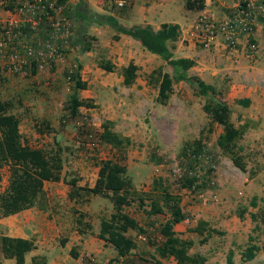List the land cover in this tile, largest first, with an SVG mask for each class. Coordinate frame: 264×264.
Instances as JSON below:
<instances>
[{
	"label": "rangeland",
	"instance_id": "obj_1",
	"mask_svg": "<svg viewBox=\"0 0 264 264\" xmlns=\"http://www.w3.org/2000/svg\"><path fill=\"white\" fill-rule=\"evenodd\" d=\"M98 1V4L108 2L110 8L121 9L116 6V0ZM183 1L185 2V0ZM14 6L12 4L10 8L12 9ZM88 11L93 13L89 9ZM0 12H2L1 8ZM62 15L71 21L73 35L78 26L77 23L74 22L73 16L69 12L64 10ZM93 27L98 29L97 36L99 38L97 39L88 27L84 29L86 36L91 37V39L87 38L90 45L88 54L90 57L88 63L90 64L87 72L90 78L84 81L87 84L86 91L82 94L83 97L79 95L89 101L92 105L90 108L93 110L84 111V107L80 108L72 118L68 116V113H59L55 117V120L58 121L57 125L53 127H50L49 123L47 126L40 125L43 132L39 138H23L22 140L32 147L44 149H49L51 146L57 147L62 158L61 179L64 182H69L72 179L76 180L77 186L89 187L94 184L97 172L96 163L98 161L120 158L122 164L125 165L126 175L130 179L134 191L144 198V204L148 202L147 196H151L153 180L158 179L169 193L180 197V208L188 222L202 220L201 218L208 213L207 216L211 219H207L208 222H205L217 231L219 229L213 220L214 215L209 212H213L219 206L217 205L219 202L225 200L226 205L230 202L233 207L240 204L239 208L244 211L247 208L252 209V206L249 205V199L242 192L245 188L243 186V176L229 171L223 162L225 156L216 151L213 139L219 126L213 124L211 126L212 131L207 132L209 120L201 110V106L208 98L194 95V91L188 82H173L172 92L166 104H157L155 102L156 85L146 84V87V85L141 84L144 81L147 82L149 78L154 82L157 74L153 71L160 70L171 75V69L159 57L155 55L148 56L144 53L138 54L140 65L134 80V84H138V93L134 94L130 89H124L123 87H120V91H118V85L114 84V77L115 75L118 76V70L115 71L116 73L112 72L111 75H107L106 72L97 67L100 60H105V55L113 52V48H110V46L114 44V40L111 35L103 31L101 27L99 28V25L94 24ZM106 43L109 46H106ZM194 45L200 46L199 44ZM75 49L74 54H79V49ZM65 54H67V50H65ZM71 60L74 66L68 67L65 73L61 75L63 85L70 83L68 85L69 91L63 90V88L60 89V84L59 92L53 94V96L62 99L63 109H66L72 86L71 82L67 83L65 81L68 70H76L78 66L83 67V63H79L78 59ZM30 68L28 64L24 70L28 72ZM47 71L50 72L51 68ZM187 75L195 76L190 70L187 71ZM109 84H113L115 95H119L128 102L126 111L123 110L118 114L105 111L108 108L110 99L107 94L111 95L114 100H118L119 103L122 102L111 93V90L107 89ZM216 95L219 94L216 93ZM85 96H94V98H86ZM94 101L97 103L94 104ZM107 117L111 118L112 130L122 137H127L130 141V144L122 153L98 141L100 125L107 120ZM197 139H200V144L204 147V152L201 153L200 158L194 157L189 152H186L185 155L181 153L185 147H193L192 142ZM91 143H94V145L90 146ZM238 146L241 148L240 154L244 156L243 161L247 172H249L247 177L250 178L256 167L253 164L254 154L252 151H244L243 144L240 142H238ZM187 178L194 179L190 190L183 187ZM79 182L82 184H79ZM228 184H231L230 189L234 192V195L230 196L228 193H223L226 191L222 187L229 190ZM6 185L7 171L4 168L3 178L0 182V192L5 189ZM43 198L45 199V195ZM75 205L77 206V217L82 215L80 219L82 223L78 225V228L86 230L84 233H88L97 239L95 234L98 232L99 219L106 217L111 212L110 203L104 198L91 197L87 203ZM258 206L260 210L264 204L261 203ZM145 209H147L145 205L143 207L138 206L136 199L129 207L125 208V213L134 218L145 231L144 234L134 231L127 232V235L132 238L136 245L135 249L126 256L127 261L131 264H153L156 256L153 244H157L159 241L158 225L167 218V211L162 215L146 217L143 214ZM240 222L237 221L232 224V227L235 228L233 236L212 235L202 245L198 243L199 237L193 234L191 249L198 254V250H200L201 255L204 254V258L210 260L209 264H225V256L229 251L231 252L233 264H264V228L260 227L253 230L255 226V224H252L253 222L248 220L243 223ZM247 223L248 227L245 228ZM87 224L90 225L89 229ZM188 227H191V225ZM138 235L142 236L143 240L137 239ZM248 236L253 238L252 243L259 248V251L252 260L241 262L240 253L247 245ZM99 249L106 258L104 261L117 257L108 245L103 244L102 248L99 246ZM108 255L110 257H107ZM89 256L92 255L89 254ZM94 258L96 259V257Z\"/></svg>",
	"mask_w": 264,
	"mask_h": 264
},
{
	"label": "crops",
	"instance_id": "obj_2",
	"mask_svg": "<svg viewBox=\"0 0 264 264\" xmlns=\"http://www.w3.org/2000/svg\"><path fill=\"white\" fill-rule=\"evenodd\" d=\"M18 1L12 0L11 4H16ZM61 1L62 4L57 3L61 9V15L64 10L72 15L73 8L78 0ZM97 1L81 0L84 6L93 13L107 16L116 25L126 29L136 26H148L156 31L161 24L176 25L179 31L178 37L174 42L169 43L173 58L191 60L193 62V66L189 69L191 73L204 84L212 86L215 98L227 105L230 112L229 122L235 128L244 127L245 130L239 142L243 144L244 151H252L254 154L253 164L256 167L252 172L253 174L250 178L247 177L249 172L246 170V165V171L239 172L232 166L228 158L225 157L223 162L229 171L243 176V186L245 188L242 192L249 199V202L254 201L255 206L254 208L252 206V209L247 208L242 211V208H239L240 204L233 207L230 202L226 205L224 200L217 204L219 206L213 212H209L214 215L213 220L219 231L223 232L225 236H233L235 228L232 227V224L237 221H241L240 223L247 220L251 222L250 214L258 212V204L263 203L264 200V17L257 19L253 33L248 39L239 37L235 49L229 51L220 38H217L207 48L194 45L197 43L191 39L189 33L193 22L201 15L216 21H223L231 16L235 11L237 0H203V6L200 10H186L183 0H127V4L118 10L110 8L108 2L98 4L99 1ZM4 17L5 13L0 12V21ZM94 24H90L88 28L97 39L99 38L97 36L98 29L93 27ZM96 25H99V28L101 27L103 31L111 36L115 34L107 24H103V26L102 24ZM46 30V24H41L37 34L35 33V36H32L28 43L38 46L37 44L45 38ZM74 33L71 38H73ZM117 36L118 39L114 40V44L110 46V48H113V52L105 55V60L115 66L116 70L125 67L129 62H132L138 69L140 65V62H138L139 53L154 56L141 48L138 42L133 39L122 34H117ZM70 40L66 49L67 54L53 61L50 72L46 68L40 71L36 70L37 63H39L36 59V62H30L31 68L28 72L23 69L19 74H9L5 71L6 56L0 55V100L8 101L12 106L11 111L18 116V132L22 139L39 138L42 133H38L37 129L40 128L41 122L45 125L49 123V126L53 127L58 123L55 117L59 113H68L67 108L63 109L62 99L53 96V94H57L62 88L69 91L68 85L70 83L63 85L61 75L65 73L68 67L74 66L71 59H78L79 63H83V67L80 68L79 66L77 70L80 81L84 82L90 78L87 72L90 64L88 63L90 62L89 51L78 52L79 54L75 55L74 50L76 49L70 46ZM105 45L109 46L108 43ZM250 45H254V48L250 49ZM111 74L107 73V75ZM60 84L61 88L59 89ZM86 84L85 89L78 90L77 96L83 97L82 94L86 91ZM114 84L118 85V91H120V87H123L124 89H130L134 94L138 93L137 83L134 84L133 81L129 87H124L121 85L119 75L117 77L115 75ZM146 84L147 82L144 81L141 85ZM107 89L115 95L113 84H109ZM216 93L219 94V98ZM107 95L110 98L108 108L105 110L107 113L118 114L128 109V102L119 95L115 96L122 100L121 103L111 98V95ZM80 96L79 99H85ZM85 97L94 98V96ZM238 100L247 101L248 104L243 106L237 103ZM96 103L94 101V104ZM80 108L83 107H79L78 110ZM83 109L84 111L93 110L85 107ZM106 119L111 120L110 117ZM220 132L221 128L219 127L213 139L214 145ZM216 151H219L217 147ZM79 184L82 183L79 182ZM89 187H92V185ZM230 187L231 184L229 190L222 187L226 191L223 193H228L230 196L234 195ZM43 191L45 205L42 209L33 206L16 214L0 218V237L32 241L34 247L24 255L23 264H30V258L34 256L44 257L45 264H78L81 257L89 254L96 257L97 261L106 260L99 249V246L102 248L103 242L78 228L76 223L77 214L75 213L77 206L67 198L69 187L66 182L62 179L58 182H44ZM241 211L242 214L239 216ZM207 215L209 214L207 213ZM207 215L201 219L208 222L207 219L211 218ZM188 224L193 227L196 222L193 220L188 222L184 218L183 221L174 225L173 231L178 237L192 240L194 233L187 232V229L191 228L188 227L190 226ZM246 227H248V223ZM260 227L263 228L262 225ZM112 252L115 255L113 249ZM198 252L200 255L202 254L200 250ZM188 253L193 254L195 252L190 248ZM201 256L204 257L205 255ZM107 257H110V255ZM155 259L160 264H174L172 258L159 259L155 256ZM204 259L205 264H209L210 260L208 258ZM0 264L15 263L13 259L3 258L0 253Z\"/></svg>",
	"mask_w": 264,
	"mask_h": 264
},
{
	"label": "trees",
	"instance_id": "obj_3",
	"mask_svg": "<svg viewBox=\"0 0 264 264\" xmlns=\"http://www.w3.org/2000/svg\"><path fill=\"white\" fill-rule=\"evenodd\" d=\"M59 5L61 0H55ZM12 2V0H9ZM203 0H185L184 8L186 10H200L203 6ZM10 9L12 4H8ZM73 20L77 23L73 38L70 40V46L78 48L79 51L86 52L90 50V45L84 29L90 24H107L113 31V40H117V34L125 35L138 42L141 48L146 52L159 57L165 65L171 69V75L163 73L160 70L153 73L157 78L147 81V84H154L157 87L155 102L159 105H165L169 95L172 92L173 82H188L196 96L208 98L201 106V110L209 120L207 132L212 131L213 124L221 128L215 140V145L222 155L227 157L232 166L239 172H245L244 156L240 154L241 148L238 146L244 127L235 128L229 122V109L227 105L215 98V92L212 86L204 84L196 76H188L187 71L193 66V62L184 58H173L169 43L174 42L179 34L178 27L173 24H161L159 29L153 31L148 26H136L132 28H123L116 25L107 16H100L91 13L84 6L81 0L72 11ZM72 37V36H71ZM97 67L106 73L116 71L107 60H100ZM79 69V66H78ZM72 71L71 84L72 91L67 99L68 116L74 117L79 107L90 108L92 105L85 99H79L78 90L85 89V83L80 81L77 70ZM137 66L129 62L125 67L118 69L117 74L121 77V85L129 87L136 77ZM1 72V69H0ZM238 104L243 106L248 102L238 100ZM11 104L6 100H0V182L3 178V169L7 171V185L0 192V218L16 214L22 210L36 206L42 209L45 205L43 183L58 182L61 180L62 158L57 147L44 149L40 147L29 146L24 142L18 132L19 119L13 113ZM41 125L43 122H41ZM48 124L46 123L45 126ZM42 133V129H37ZM98 141L120 153L130 144L127 137H122L112 130V122L105 120L100 125ZM193 147H185L181 153H192L198 158L204 152V147L200 144V139L192 142ZM122 160L106 159L96 163V179L92 187L77 186L76 180H69L66 184L69 187L67 198L75 204L87 203L91 197H100L108 200L111 205V212L106 217H101L98 224V232L95 237L113 249L117 257H126L136 245L127 232L134 231L144 234L145 231L138 225L137 221L125 213V208L137 200L139 207L144 205L147 209L143 210L146 217L162 215L167 211V218L158 225L157 244H153L154 253L159 259L172 258L174 264H205V259L198 253L189 254L192 247V240L178 237L173 231L174 225L184 219L180 208V197L168 192L160 180L155 179L152 182L151 196H147V203L144 204V198L139 196L133 189L130 179L126 175L125 165ZM193 178H187L183 187L191 189ZM264 204V200H263ZM251 206H255L254 201H250ZM243 211V210H242ZM239 213V216L242 214ZM76 213V212H75ZM77 225L82 221V215H78ZM251 222L255 223L253 228H264V206L256 213L250 214ZM87 228L90 225L87 224ZM86 231V230H83ZM187 232L194 233L199 237L198 243L202 245L212 235H223V232L208 226L203 220H198L196 224L187 229ZM253 238L247 237V245L240 253V261L247 262L252 260L259 248L252 243ZM33 243L29 240H22L9 237H0V253L5 259H13L15 264H23L24 255L33 249ZM72 256V253H71ZM30 264H45L42 256L30 258ZM153 264H160L154 260ZM225 264H233L231 252L225 256Z\"/></svg>",
	"mask_w": 264,
	"mask_h": 264
},
{
	"label": "built area",
	"instance_id": "obj_4",
	"mask_svg": "<svg viewBox=\"0 0 264 264\" xmlns=\"http://www.w3.org/2000/svg\"><path fill=\"white\" fill-rule=\"evenodd\" d=\"M9 0H0V8L5 17L0 21V55L6 56L5 71L19 74L31 61L37 63L36 70L50 69L54 60L62 58L72 36L71 21L61 15L60 6L55 0H21L8 9ZM118 8L127 4V0H116ZM264 17V0H237L234 13L223 21H216L206 16L197 18L189 35L203 48L212 45L217 38L222 39L226 48L232 51L239 37L249 38L253 33L255 22ZM46 24V36L36 46L28 40L37 34L39 26ZM254 45H250L253 49ZM37 50V51H35ZM68 70L65 77L71 82ZM93 146L94 143L89 144ZM199 156L198 158H200ZM137 239L143 240L138 235ZM78 264H131L126 257H116L104 262L93 256H83Z\"/></svg>",
	"mask_w": 264,
	"mask_h": 264
}]
</instances>
